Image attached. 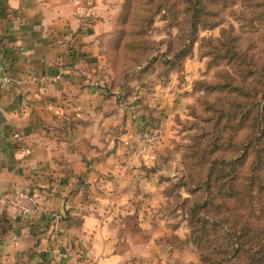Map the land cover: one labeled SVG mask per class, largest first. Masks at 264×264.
Listing matches in <instances>:
<instances>
[{
    "label": "crops",
    "instance_id": "0c3cea01",
    "mask_svg": "<svg viewBox=\"0 0 264 264\" xmlns=\"http://www.w3.org/2000/svg\"><path fill=\"white\" fill-rule=\"evenodd\" d=\"M118 4L0 0V63L16 80L0 85V199L16 190L44 198L27 218L0 205V264H119L126 257L115 248L118 221H143L151 210L156 176L147 171L152 157L134 154L135 135L145 131L136 109L109 114L126 122L107 121L118 135L98 140L108 127L93 123L90 105L107 98L77 80L85 60L99 58Z\"/></svg>",
    "mask_w": 264,
    "mask_h": 264
},
{
    "label": "rangeland",
    "instance_id": "374dc122",
    "mask_svg": "<svg viewBox=\"0 0 264 264\" xmlns=\"http://www.w3.org/2000/svg\"><path fill=\"white\" fill-rule=\"evenodd\" d=\"M117 1L114 28L105 37L99 58L85 60L77 80L84 79L92 95L107 98L90 105L98 115L91 116L93 123L108 127L97 139L111 144L118 133L110 126L126 119L123 114L120 118L108 115L120 107H134L140 117L134 118L139 120L137 127L145 129L135 135L134 154L141 158L148 153L153 160L147 164V171L156 176L157 188L144 219L149 228L135 216L118 221L126 225L119 229L117 224L119 243L115 248L126 257L119 264H201L188 221L193 202L204 194L197 183L205 178L208 164L202 152L212 139L213 123L208 117L212 112L205 107L218 95L211 93V87L229 85L232 76L240 77L236 84L245 83L243 93L247 92V67L238 70L232 66L226 40L227 36L238 37L240 48H247V33L252 29L247 28L242 14V0L229 2L228 9L229 5L208 3L217 16L202 20L193 44L175 57L188 44L182 0H152L149 5L144 0ZM115 95H121L118 103ZM108 143L102 152L111 151ZM152 232L162 236L152 242Z\"/></svg>",
    "mask_w": 264,
    "mask_h": 264
},
{
    "label": "trees",
    "instance_id": "16d2710c",
    "mask_svg": "<svg viewBox=\"0 0 264 264\" xmlns=\"http://www.w3.org/2000/svg\"><path fill=\"white\" fill-rule=\"evenodd\" d=\"M181 2L188 19V44L175 57L193 44L202 20L217 16L208 3L229 5L227 9L236 4V0ZM242 2L247 28L252 29L247 48H240L238 37L227 36L231 50L226 54L238 70L247 67V92L243 93L245 83L236 84L240 77L232 76L229 85L211 87L218 95L205 107L212 112L208 117L213 123L212 139L202 152L208 164L205 178L197 183L204 194L193 202L188 221L201 264H264V0Z\"/></svg>",
    "mask_w": 264,
    "mask_h": 264
},
{
    "label": "built area",
    "instance_id": "2783aa9c",
    "mask_svg": "<svg viewBox=\"0 0 264 264\" xmlns=\"http://www.w3.org/2000/svg\"><path fill=\"white\" fill-rule=\"evenodd\" d=\"M50 77H43L41 80H49ZM58 77H56L57 79ZM36 80V79H34ZM16 82L8 72L7 68L0 63V85H9ZM17 137V136H16ZM57 192V187L50 188L47 198L52 199ZM44 200L39 194H35L27 190H16L13 195L7 199H0V205L12 207L17 210L20 215L27 218L32 216L41 207V202ZM48 200V199H47Z\"/></svg>",
    "mask_w": 264,
    "mask_h": 264
},
{
    "label": "water",
    "instance_id": "95a60500",
    "mask_svg": "<svg viewBox=\"0 0 264 264\" xmlns=\"http://www.w3.org/2000/svg\"><path fill=\"white\" fill-rule=\"evenodd\" d=\"M3 123H5V119L2 113L0 112V127L2 126Z\"/></svg>",
    "mask_w": 264,
    "mask_h": 264
}]
</instances>
